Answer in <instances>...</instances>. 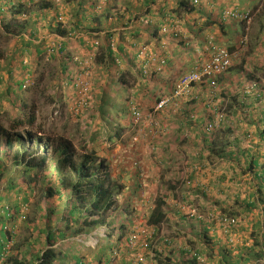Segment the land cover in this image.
<instances>
[{"label": "trees", "instance_id": "16d2710c", "mask_svg": "<svg viewBox=\"0 0 264 264\" xmlns=\"http://www.w3.org/2000/svg\"><path fill=\"white\" fill-rule=\"evenodd\" d=\"M44 1L35 11L29 7L33 0H0V26L16 34L21 46L20 50L12 49L14 52L10 55L11 59L6 54L7 65H11L12 70L9 68L11 72H8L6 69L5 77L9 78L5 83L4 94L0 92V97L6 94L9 103L13 105L14 116L10 127L0 125V185L6 179L0 186V264H108L115 256L118 264H176L172 258L166 262L160 258L165 246L172 240L159 236L157 242L160 247L151 249L154 243L152 237L158 236L160 225L166 218L163 211L165 197H157L153 210L143 215V219L136 218V222L140 221L141 225L133 229L125 222L126 217L131 215L127 206L129 200L125 198L119 201L120 191L125 187L111 177L110 163L106 158L100 157L92 148L78 154L72 141L66 137H46L50 152L45 147L39 153L34 152L23 145L25 140L27 144L33 142L35 145L39 141L37 133L42 131L40 126L35 131L24 127L34 124L33 115H26L25 118L24 113L22 117L18 115L24 104L22 98L17 96V91L30 78L29 66L33 64L34 56L41 51L39 46L31 42L30 37H35V30L40 26L48 28L55 37V34L69 37L70 30L73 32L77 29L81 31L84 42L89 38L94 41L91 34L101 32L105 24L109 25L105 29V40L100 48L101 57L104 55L108 60V73L106 79L99 82V97L97 92L93 93L86 108L88 111L92 107L90 115L95 120L87 135V143L90 144L101 135L118 138L124 125L131 119V103L119 101L120 89L137 97L140 100L137 106H143L142 99L149 100L156 93V75L159 74L156 64H149L147 74H142V58L137 55L136 45L128 46L126 40L132 43L148 35L153 36L161 31L160 24L168 23V31L160 34L156 46L150 44L159 53L163 45L166 48L167 38L178 46L186 47L189 44L188 37L199 40L204 35L200 28L207 26V29L217 30L215 37L218 35L225 40L235 38L231 40L233 43H228V49L233 51L240 46L242 42L239 37H245L246 32H239L240 22L221 19L219 15L215 20L211 19L212 13L205 6L207 0L197 3L193 0H67L64 3L61 0L62 4H57L55 9H52L53 3L50 0ZM235 1V5L245 7L241 10H250L251 17L261 3V0ZM10 3H13L11 11L5 10L10 7ZM59 13H63L69 22L66 28L57 18ZM258 15H264V6ZM7 17L11 19L9 22H5ZM19 19L22 22L18 28H14V20ZM177 20L178 32L174 35L172 26ZM116 25H120L118 34L109 29ZM194 31L197 33L195 36ZM199 34L203 35L198 38ZM111 39L116 42L114 48L110 45ZM65 40L71 43V38ZM60 47L62 49V45ZM61 49L58 52L63 51ZM261 49L264 51V44ZM68 62L66 64L71 63L73 70L75 62ZM124 63L128 64L126 70H123ZM4 65L7 67L6 63ZM67 65L60 70L59 75L70 84L72 80L69 78H72L73 72L68 71ZM2 71L0 68V73ZM126 73L133 77L134 84H129L125 79ZM171 94L172 91L165 93L157 97L156 101ZM172 104L158 111V124H166V127H160L158 133H165L169 125L175 128L177 139L182 132L191 135L185 136L181 143L188 144L187 151L186 148L183 151L192 152L191 158L196 160L189 164L184 186L203 196H207L209 190L217 197L226 193L227 201L232 199L237 203L221 208L224 213H229L221 211L218 220H215L213 214L202 219V238L199 240L205 244L206 250L200 246L181 244L178 249L185 256L182 263L264 264V78L248 70L245 60H241L239 63H231L216 76L196 84L187 95L178 96ZM115 105L117 113L111 111ZM219 112L223 115L218 117ZM104 119L108 121L106 129L100 123ZM124 119H127L125 123L122 122ZM21 131L25 132V136ZM190 137H193L192 141H189ZM181 144L176 147V152H179L178 148L181 149ZM249 144L253 148L248 147ZM206 156L227 161L228 169L222 174L210 172ZM45 170L47 173L43 174ZM244 174L248 176L242 184L247 188L246 192L232 186V181ZM38 184V199L36 203L30 204V192ZM136 185L130 186L131 189L134 190ZM30 205L38 210V219L29 228L31 233L27 240L12 246L15 235L13 224L19 217H26ZM255 211L259 212V216ZM240 213L251 219L253 232L257 228L261 233L259 237L252 232L250 238L244 240L240 248L245 249L244 256L239 250L233 253L232 245L224 242L225 237L220 235L216 239L209 235L216 226L230 233L239 223L235 217ZM178 214L182 223L186 216ZM145 218L151 226L149 229H152V236L143 230L147 223ZM101 228H104L103 233L99 231ZM93 231H96L91 236L96 240L94 247L84 244L87 234ZM131 234L138 235V243L134 247L129 244ZM71 235H80L81 240L74 238L66 244L65 241ZM144 243L148 245L144 247ZM73 245L75 247L72 249L66 248ZM88 249H93L89 257L84 252Z\"/></svg>", "mask_w": 264, "mask_h": 264}, {"label": "rangeland", "instance_id": "374dc122", "mask_svg": "<svg viewBox=\"0 0 264 264\" xmlns=\"http://www.w3.org/2000/svg\"><path fill=\"white\" fill-rule=\"evenodd\" d=\"M5 1V0H1ZM65 1V2H64ZM203 1V0H200ZM224 2H230L227 3V6L232 7L234 9H239L238 5L235 0L232 1H226L222 0ZM45 1L43 0H33V2L29 3V7L33 8V10H38V6H40ZM64 3H67V0H63ZM257 3V1H256ZM14 4H16L14 2ZM28 5V4H26ZM64 5V4H63ZM9 8L5 10L11 11V8L13 6V3L9 4ZM15 6V5H14ZM225 6V4H224ZM264 6V0H261V3L257 5V9L252 14L251 21L248 25V27L244 26L242 23H240V28L238 29L239 32L243 31V33L246 32L245 37L238 36L240 39V46L236 48L235 55L233 58L232 63H239L241 60H245V67L248 70L255 71V75H258L261 78H264V51L261 49L264 44V15H258L259 12H261V8ZM230 9V8H229ZM220 14V13H219ZM220 19V18H219ZM11 19L10 17H7L5 22H9ZM233 20H235L233 18ZM22 22V19L14 20V28H18L19 24ZM231 24V23H230ZM65 28L69 26V22L64 20ZM263 27H262V26ZM117 26V27H116ZM115 27H110L111 31H116V34L119 32V26L116 25ZM38 30H35V37H30L31 42L34 45H37L41 48V51L34 56V62L29 68L31 69L30 75H29V81L28 85L24 87V89L18 90L17 96L22 98V103L24 104V107L20 109L19 114L20 117H22L23 113L25 114L23 118L27 115H33L35 118V122L32 125H26L25 128H32V131H35L37 127H41L42 131L41 133H37V137L39 138V141H36V144L34 145L33 142L27 144V140L24 141L23 145L28 150H33L34 152H41V150L45 147L49 152L51 151L50 145H48L45 141L46 137H52L54 139L59 137H66L69 138L77 153H85L88 151V149H93L100 157L106 158L108 162L110 163V173L111 177L114 179V181L118 183H122L125 185H130L131 187L135 186L136 182V188L133 190V200L132 203H129L128 212L130 211V216L128 215L125 219V222L128 223L130 226H132L133 229H135L140 224V221L136 222V218L138 217L143 219V215H148L154 208L156 198L159 196L168 197L170 198V202H167L166 205L163 207V211L166 213V218L161 223L158 236H153V247H151L152 250L155 248L158 249L160 247L159 242H157V238L159 236H163L164 238L172 240V242L165 246L164 253L160 255V258L166 262L167 259L172 258L171 260L174 263H182L185 256L183 253H181L178 249V247L181 244H187L189 246L194 247H202L204 250H206V247L203 245L202 241L199 240L202 238V219L207 218L209 215L213 214V216L216 218L215 220H218L220 212L222 211L221 208L224 206L219 205L220 203L216 200L218 198L217 196L214 197V200H208L206 197L202 194H197L192 188L184 186V180L185 173L188 170L189 165H187L186 161L188 162H196L191 157L186 156L187 151V143L181 144L182 139L185 137V132H182L179 134V140L175 139L174 145L177 147L179 144L182 145L181 149H179V152H176V147H169L165 153L167 154V157H170L169 160L166 159V161H172L171 164L173 165L171 167V173L169 171H165L166 169L162 167V163L160 162L161 156H158L165 148V146H160L158 149V142L156 143L154 140V136H149L147 133V123L148 121L144 118L140 119L137 123H134L132 118L129 120V122L124 125L123 130L120 133V136L118 138L111 137L108 138L106 135H101V137L95 141L91 142L90 144L87 143V135L89 132H91V128H93L95 124L94 118L91 119V112L92 107L88 109V111L85 109L82 114H73L70 109L69 100L65 98V95L63 97V94L60 93V87L63 86L62 84H65V81L63 83L59 84L60 79H57L58 75L60 74V70L63 67L64 62L67 60L66 55L69 58V61H72V58L78 57L80 59H84L85 57H88L87 53H81L79 54L80 48H78V40L77 37L81 36L80 32L75 29V31H71V43H68V47H66L65 50L58 52V47L60 45V39L52 35L48 28H44L40 26ZM109 27L108 24H105V29ZM105 29L98 33H92L91 37L93 39H97L100 41V44L102 45V42L104 39V32ZM115 29V30H114ZM215 28L208 29V36H210L213 40L216 41V43L221 44L225 47H228V43L231 42V40H235V38H230L227 40H223L220 38L217 34V32L214 30ZM215 31V32H214ZM76 32V33H75ZM89 31H87L88 33ZM87 35V34H85ZM29 37V36H28ZM76 37V38H75ZM215 37V38H214ZM235 37V36H234ZM24 38H27V36H24ZM116 38V37H115ZM56 39V40H55ZM188 39L192 42H194L193 39ZM72 40L74 43H72ZM142 40V39H141ZM91 39L89 38L86 42L88 44L90 43ZM146 41V40H143ZM20 41L18 40V36L16 34H11L10 31H7L4 26H0V65L1 69L3 70L0 73V79L4 76L3 79H1L2 83H0V92L1 95L4 94V87L5 83L8 80L9 77H5V74H7V70L10 68L12 70V66L10 65L8 67V57H6V54H9V59L12 57L10 55H13V52L16 50H20ZM233 43V42H231ZM100 45V46H101ZM20 47V48H19ZM77 47V48H74ZM101 48V47H100ZM14 49V51H12ZM201 49V48H200ZM261 49V50H260ZM32 50V47L30 48ZM86 51V50H85ZM31 52V51H29ZM87 52V51H86ZM100 50H96L95 58L92 60H88V67L86 71L89 74L90 82H91V94L97 92L99 97V91L101 88H99L100 84L99 82L103 81V79L106 77L108 73V60L104 57V55L101 57ZM30 53H27V55ZM78 54V55H77ZM98 54V55H97ZM11 57V58H10ZM28 60V58H26ZM6 63L7 67L4 65ZM70 63V62H69ZM75 65V64H74ZM69 72H74L70 66ZM125 68V69H124ZM7 69V70H6ZM123 70H126L125 65L123 64ZM187 69H182L179 74H183L186 72ZM8 72H11L8 70ZM169 73H163L160 72L159 77L164 78L168 84V88L172 87L175 80L177 79V75L168 76ZM8 76V75H6ZM61 76V75H60ZM158 77V78H159ZM175 78V79H174ZM106 79V78H105ZM125 79L128 81L129 84H134L133 77H131L128 73H126ZM64 80L66 78L64 77ZM65 86V85H64ZM66 87V86H65ZM154 89V87H153ZM156 89V93L152 96L151 99L148 100V106L147 109H152L153 103L156 100L157 97H160L164 95L167 91L163 90L160 91ZM76 91V89H75ZM74 94V98L76 97V93L74 90H72ZM6 93V92H5ZM72 94V93H70ZM16 95V94H15ZM130 96L133 100V104L135 107L140 109L143 114H145L143 106H137L134 96L131 94V92H127L123 94V97L126 98L127 96ZM6 97V99H4ZM72 100V101H73ZM146 99L144 98V101ZM150 101L152 102L150 105ZM115 102L112 104L114 105ZM117 104H119L117 102ZM140 105V104H139ZM114 107V108H113ZM116 105L112 106L111 111L113 113H117ZM222 109H224L222 107ZM13 105L9 103L8 97L3 96L0 97V125H2L5 128L10 127L11 120L14 117L13 116ZM15 113V112H14ZM112 113V114H113ZM156 117L158 113L155 114ZM220 115H223L222 112H219L218 117ZM94 122V123H93ZM101 126H103L104 129L108 127V121L106 119L100 120ZM121 123V122H117ZM93 124V125H92ZM165 123L162 122V126ZM33 126V127H32ZM103 129V130H104ZM175 128L172 126L167 125L166 130V136L171 137L174 133ZM21 134L25 136V132L21 131ZM139 134V135H138ZM136 135L137 140H133L132 137ZM164 137V136H163ZM131 143V145H130ZM47 144V145H46ZM136 146V147H135ZM248 147H252V144H249ZM183 148H186V151H183ZM173 149L175 151H173ZM125 152V154L123 153ZM179 153V154H178ZM183 153V154H180ZM141 154V157H137ZM189 155L192 154L188 153ZM157 155V156H156ZM192 156V155H191ZM10 157V155L8 156ZM205 160L208 162V168L210 172L214 173H222L228 166V162H223L220 159H215V157H209L205 158ZM164 164V163H163ZM156 169V179L152 177L151 173L154 168ZM150 171V172H149ZM130 172H135L137 175L135 178H132L131 181L133 183H130L127 181V179L130 176ZM142 172V173H140ZM43 174L47 173V170L42 172ZM155 174V172H153ZM123 175L125 177H123ZM143 176V177H142ZM248 176L246 174L239 176L238 178H235V180L232 181V186H236L241 190L242 192H246L247 188L242 185V183L238 184L240 181H246ZM153 179V180H152ZM6 179L2 180V184L5 182ZM155 180V181H154ZM41 181V180H40ZM130 183V184H129ZM149 183L147 185L152 186V190L150 188H146L145 184ZM152 183H154L152 185ZM0 185V186H1ZM170 185H173L174 187L171 188ZM148 189V190H147ZM151 193V196L153 198L148 200L147 202L140 201L139 197L140 193ZM126 189H122L120 191L119 195V201H122L126 198ZM21 196H23V193H20ZM35 195V197H34ZM10 196H13L10 195ZM15 196V195H14ZM39 196V184L35 186L34 190H31L29 199L31 200L30 204L36 203ZM232 200V199H231ZM145 203V204H143ZM232 204L236 205L234 200H232ZM228 207V206H225ZM223 212V211H222ZM182 214L186 216V219L182 220L180 223L179 220V214ZM224 213V212H223ZM226 213V212H225ZM224 213V214H225ZM229 212L227 211L226 214ZM256 213V211H255ZM25 218L19 217L16 219V221L13 224V230H14V243H12V246L15 245L16 242L21 243L27 240V238L30 236L31 230L29 229L32 226V223L37 221L38 219V210L30 205ZM134 214V215H133ZM257 216H259V212L256 213ZM137 216V217H136ZM193 216V217H192ZM236 220H238V224L236 227L230 230V233H227L225 231L220 230L219 228H212L211 233H209L210 236H213L217 239V236L225 237L224 242L228 245H232L233 253H236L237 250H239L244 256L246 252L245 249L242 248V243L246 238H250V234L253 232L251 229V219H248L243 214L237 215L235 217ZM146 219V218H145ZM144 221L147 222V219ZM179 220V221H177ZM28 224V225H27ZM209 227H210V221H208ZM149 223H146V226L143 227L144 232L150 233L152 236V229ZM220 230V231H219ZM100 233L104 232V228L99 229ZM257 236H260V230L257 228L254 230V232ZM254 235V236H256ZM253 236V235H252ZM77 238L81 240L80 235H71L69 237V240H66L65 243L68 244L71 239ZM156 240V241H155ZM175 240V242L173 241ZM94 239L91 237V233L87 234L86 238L84 239V244L94 247L95 244ZM233 243V244H232ZM245 243V242H244ZM193 244V245H192ZM75 247L74 245L71 247H66L69 249H72ZM67 249V250H69ZM93 249H88L84 251L89 257V255L92 253ZM151 251V250H150ZM14 252L16 250L14 249ZM82 252V251H81ZM114 256V255H113ZM90 262V261H89ZM90 264H93L90 262ZM108 264H118L117 258L111 259L110 263ZM183 264V263H182Z\"/></svg>", "mask_w": 264, "mask_h": 264}, {"label": "built area", "instance_id": "2783aa9c", "mask_svg": "<svg viewBox=\"0 0 264 264\" xmlns=\"http://www.w3.org/2000/svg\"><path fill=\"white\" fill-rule=\"evenodd\" d=\"M54 3L57 5L61 0H53ZM198 0H194V2H197ZM231 17L234 19H243L247 24L251 21V15L249 14V11H246L244 13L237 11L236 9H226L222 12V18ZM59 20L62 22L65 20L64 14L59 13L58 17ZM174 28V35L178 32L177 27V21L172 26ZM169 29V25L167 24H161V31L166 32ZM99 41L94 40L93 41V49L89 52L88 57H85L83 60H81L80 66L81 70L77 74L76 78L74 79V84L76 86V99L73 102V111L75 114L82 113L89 105V102L91 100L92 94H91V82L89 78V74L86 71L88 67V60H92L95 58L96 55V49L97 46H99ZM111 47L114 48L115 43L113 40L110 43ZM138 50V57L141 59V73L146 75L148 72V65L151 63L156 64V71L160 72L163 70L164 66L166 65V53L164 52V45L162 46L159 53L156 51V49L152 48V46L148 43H139L137 45ZM209 52V57L201 62H198L194 65V67L181 74L177 77L175 80L173 86H172V94L166 95L164 97H161L159 100H157L152 107V109H149L145 114H143L142 111H140L137 107L132 106L131 107V115L132 120L134 123H137L140 119L144 118L148 121L147 123V133L149 136H154L156 133L160 131V126L158 124V120L156 117V113H158L159 110L162 108H165L167 106H172V101L177 98L178 96L187 95L196 84H199L203 80L209 79L213 76H216L220 72L225 71L233 62V58L235 55V50L230 51L227 47L216 44L212 41L211 38L207 40L206 48ZM26 86V83L23 84V87ZM139 135V134H138ZM133 140H137V136L134 135L132 137ZM230 222H233V219H230ZM138 243V235L137 234H131L129 238V244L131 247L136 246ZM144 247H146L148 244L144 243L142 244ZM136 264V263H135Z\"/></svg>", "mask_w": 264, "mask_h": 264}, {"label": "crops", "instance_id": "0c3cea01", "mask_svg": "<svg viewBox=\"0 0 264 264\" xmlns=\"http://www.w3.org/2000/svg\"><path fill=\"white\" fill-rule=\"evenodd\" d=\"M227 1V0H226ZM256 2V1H255ZM227 3H230V2H224V1H222V0H207V1H205V6L208 8H206V10H209L210 12L209 13H212V17H210L211 19H213V20H215V18L218 16V15H220L219 13H222V10L223 9H225V8H231L232 9V7H228L227 6ZM237 3V2H236ZM224 4H225V6H224ZM238 5V4H237ZM238 8L239 9H241V8H245L244 6L243 7H241V6H238ZM203 20V19H202ZM239 28H240V26H239ZM200 31H203V34H199V36H198V38L199 37H201L202 35V37L198 40H196V39H194L195 41L194 42H192V41H190V40H188L189 41V44L186 46V47H182V46H178V45H176L170 38H167L166 40H167V45H166V48L164 49V52L166 53V56H167V61H166V65H165V67H164V70L162 71L163 73H169V74H167L168 76H172V75H175V74H178L177 76H179V75H181V74H179L180 72H181V70L182 69H187V71H189V70H191L193 67H194V65L196 64V62H201V61H204V60H206L207 59V53L205 52H203V51H201V49L200 48H202L203 46H204V44H205V39L206 38H208V37H210V36H208V33L210 32H208V29H207V26H202L201 28H200ZM215 31H217V30H215ZM214 31V32H215ZM194 33V36L195 35H197V33H196V31H194L193 32ZM218 33V32H217ZM56 35V39L57 38H59L60 39V44L62 45V49L63 50H65L66 49V47H68V43H67V40H65L66 38H71L72 39V36H71V34L69 33V37H63V36H59L58 34H55ZM193 35V34H192ZM159 37H161L160 35H159V33L157 32V34H155V35H148V36H146V38H142V40L141 39H139V41H143V40H146V41H149V42H151V43H157L158 42V39H159ZM76 38V37H75ZM78 38V37H77ZM190 39H193V38H191V36L189 37ZM55 39V40H56ZM157 39V40H156ZM138 40V39H137ZM224 40V39H223ZM76 41L78 42V48H80V55H81V53H85V49L87 48L86 47V40H85V42L83 41V39L81 38V36H80V38L77 40L76 39ZM126 42H127V45L129 46H131V44H132V46H134V43H135V41H132V43H131V40H126ZM72 43H74L73 41H72ZM156 46V45H155ZM74 48H77V47H74ZM130 48V47H129ZM60 49H61V47H60ZM61 49V50H62ZM78 55V54H77ZM105 57V56H104ZM64 62V64H63V68L65 67V64L68 62H66V61H63ZM69 63V62H68ZM127 63H124V65H125V67L128 69V64L126 65ZM138 65V64H137ZM137 65H135V67L137 68ZM69 66H70V68H72L71 67V63L69 64ZM75 66V65H74ZM73 70H75V68L73 69ZM159 75H160V73L159 74H157L156 75V77L158 78L159 77ZM57 79H60V81H59V84L60 83H63L64 81H65V84H62L63 86H61L60 87V92H59V94L60 93H62L63 94V97H64V95H65V98L67 99V100H69V105L71 106L72 105V103H73V98H74V94H73V92H72V90H74V92H75V86H74V84L73 83H71V84H68V82L66 81V80H63V79H61V76L60 75H58V77H57ZM175 79V78H174ZM168 84L169 83H167L166 82V80L164 79V78H158V82L156 83V86H157V89L158 90H160V91H163V90H165V91H167L166 92V94L167 93H169V92H171V89H172V87H169L168 88ZM61 85V84H60ZM66 87H65V86ZM157 90V91H158ZM128 91H125V90H121L120 89V91H119V94H120V96H119V101L121 102V101H123V102H129V103H131V104H133V100L131 99V97L128 95L126 98H124L123 97V94L124 93H127ZM70 93H72V94H70ZM134 98H135V101H136V103H139V99L137 98V97H135L134 96ZM73 100V101H72ZM228 100V98H226L225 99V101H227ZM156 101V100H155ZM154 101V102H155ZM142 103H143V108H145L144 110H146L147 108V106H148V100H145L144 101V99H142ZM151 101H150V105H151ZM124 104H126V103H124ZM154 104L155 103H153V105H152V107L154 106ZM150 109V108H149ZM149 109H147L145 112H147ZM158 120V119H157ZM127 121V119H124V121H122L123 123H125ZM128 122H129V120H128ZM164 125H166V124H164ZM170 125H172V124H170ZM166 127V126H165ZM166 133V132H165ZM165 133H157L158 135H156V137H154V140H155V142L157 143L158 142V149L160 148V146H165V148H164V150L158 155V156H161L162 157V159L160 158L159 160H160V162L162 163V167H164L166 170L165 171H169V173H171V170H169V169H171V167L173 166L172 164H171V162L172 161H166V159L167 160H169V158L170 157H167L166 155V153H165V151L169 148V147H176L175 145H174V141H175V139H177V136H176V134H173V136H169V137H167L166 136V134ZM185 133H187V134H185V136H189L190 134H188V132H185ZM164 136V137H163ZM191 136V135H190ZM180 139V138H179ZM179 139H177V140H179ZM193 140V137H190L189 138V141H192ZM130 145H131V143H130ZM168 146V148H166ZM136 147V146H135ZM124 154H125V152H123ZM189 152H187L186 153V156H188V157H191V155H189L188 154ZM179 154V153H178ZM180 154H183V153H180ZM141 154H139V156H137V157H141L140 156ZM183 155H185V154H183ZM157 156V155H156ZM206 158H207V156H206ZM164 163V164H163ZM186 163H187V165H189L190 164V162H188V161H186ZM229 165V164H228ZM153 168H154V166H153ZM228 169V166H227V168L225 169V170H227ZM225 170L223 171V172H225ZM150 172V171H149ZM153 172H155V174H153ZM222 172V173H223ZM134 173L135 172H130V176H129V178L127 179V181H129L130 183H133V181H131V179L132 178H135L137 175L135 174V176H134ZM140 173H142V172H140ZM217 173V172H216ZM222 173H217V174H222ZM151 175H152V177L153 178H155L156 179V169L154 168V170H152V173H151ZM123 177H125L124 175H123ZM143 177V176H142ZM153 180V179H152ZM246 181H247V179H245ZM155 181V180H154ZM246 181H240L238 184H240V183H242L243 184V182H246ZM129 183V184H130ZM135 184H136V182H135ZM147 184H149V183H146L145 184V186H146V188H150L151 190H152V186H151V184L150 185H147ZM154 183H152V185H153ZM125 188L124 189H126V199L127 200H129V203H132V200H133V190L131 189V187H130V185H125L124 186ZM132 190V191H131ZM148 190V189H147ZM213 193L209 190L208 191V195H207V199L208 200H214L212 197H213ZM225 195H226V193H223V195H220L218 198H216V200L220 203L219 205H221V206H228V204H231L232 203V200H230V201H227L226 199H225ZM140 196L141 197H139V199H140V201H142V202H147L148 200H150V199H152L153 200V198H152V196H151V193H147V191H146V193H140ZM214 197H215V195H214ZM166 198V203L167 202H170L171 200H170V198H169V196L168 197H165ZM143 204H145V203H143ZM160 227H162V226H160ZM94 234H96V231H93V232H91V236L92 235H94ZM92 239H94L93 237H92ZM95 240V239H94Z\"/></svg>", "mask_w": 264, "mask_h": 264}, {"label": "clouds", "instance_id": "9594fccd", "mask_svg": "<svg viewBox=\"0 0 264 264\" xmlns=\"http://www.w3.org/2000/svg\"><path fill=\"white\" fill-rule=\"evenodd\" d=\"M44 1V0H43ZM53 4H52V9H55V6H56V4L54 3V1L53 0H50ZM200 0H198L197 2H199ZM62 1H60L59 2V4L58 5H61L62 3H61ZM193 2H194V0H193ZM197 2H194V3H197ZM248 8V7H247ZM226 9H229V8H225V9H223L222 10V12L224 11V10H226ZM231 9V8H230ZM232 9H234V8H232ZM237 11H239V12H242V13H244V12H246V11H249V13H250V10H241V9H236ZM219 17L221 18V19H229V20H231V21H233V22H240V23H242L244 26H246V27H248V25L249 24H247L246 22H245V20H243V19H235V20H233V18H231V17H226V18H222V13H220V15H219ZM64 18H65V16H64ZM66 19V18H65ZM177 22H178V20H177ZM63 24H64V21H63ZM160 28H161V24H160ZM240 32H242L243 33V31H240ZM159 33V35L162 33V31H160V32H158ZM71 34V33H70ZM209 38H211V37H208V38H206L205 39V44H204V46L201 48V51H205L206 53H207V56L209 57V52H208V50L207 49H205L206 48V45H207V40L209 39ZM212 39V38H211ZM94 40H97V39H94ZM113 39H111V41H112ZM157 40V39H156ZM135 41V43H134V45H136V47H137V45L139 44V43H148V44H153V45H155L154 43H151V42H149V41H139V40H134ZM212 41L214 42V43H216V41L215 40H213L212 39ZM113 42L116 44V42L113 40ZM88 43V42H87ZM99 43H100V41H99ZM93 41L91 40L90 41V43L88 44V46H87V48L85 49L86 51H85V53H87V54H89V52L90 51H92V49H93ZM216 44H218V43H216ZM101 44H99V46H97V49L98 50H100V47L102 46H100ZM221 45V44H220ZM59 46H61V44L59 45ZM228 48V47H227ZM96 49V50H97ZM156 49V48H155ZM58 50H60L59 49V47H58ZM204 52V53H205ZM207 57V58H208ZM68 59V58H67ZM167 59V58H166ZM82 59H80V58H78V57H74V58H72V61H74L75 62V64H76V66H75V70H76V73H72V78H69V80H72L71 82H70V84L71 83H73L74 84V79L76 78V76H77V74L80 72V70H81V66H80V61H81ZM167 61V60H166ZM70 62V61H69ZM198 62H196V64H197ZM67 65V64H66ZM65 65V66H66ZM68 66V65H67ZM165 67V66H164ZM63 68V67H62ZM75 70H73V71H75ZM163 70H164V68H163ZM162 70V71H163ZM69 71V70H68ZM162 71H160V72H162ZM160 72H158V73H160ZM180 76V75H179ZM69 77H71V76H69ZM28 81H29V79H26L25 81H24V83H26V85H28ZM23 83V84H24ZM74 86H75V84H74ZM26 87V86H25ZM22 89H24V87H23V85H22ZM75 89H76V86H75ZM75 93H76V91H75ZM75 99H76V97H75ZM74 99V100H75ZM74 102V101H73ZM156 102V101H155ZM132 106H134V105H132L131 104V107ZM70 109H71V112L73 113V114H75L74 113V111H73V103H72V105L70 106ZM131 110V109H130ZM140 110V109H139ZM141 111V110H140ZM84 112V111H83ZM82 112V113H83ZM82 113H77V114H82ZM76 114V115H77ZM131 118H132V116H131Z\"/></svg>", "mask_w": 264, "mask_h": 264}]
</instances>
